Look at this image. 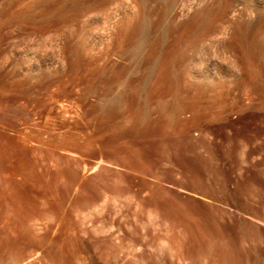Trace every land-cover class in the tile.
<instances>
[{"label": "rangeland", "instance_id": "obj_1", "mask_svg": "<svg viewBox=\"0 0 264 264\" xmlns=\"http://www.w3.org/2000/svg\"><path fill=\"white\" fill-rule=\"evenodd\" d=\"M59 1L37 5L36 15L44 18L49 11L62 10L66 3L64 10L81 2ZM124 2L117 0L120 6L129 2L136 18L152 14L156 8L167 9L160 24H156L158 15H151L153 23L164 29L172 24L168 8L178 7L182 0ZM140 4L146 13L142 14ZM202 7L203 3L194 4L182 19ZM92 23L87 35L74 37L72 42L87 41L92 37L89 32L98 31L103 24L101 20L96 28L97 22ZM217 24L223 29L193 37L194 45L183 47L178 64L168 70L178 77L167 81V87L163 83L164 110H155L158 100H149L151 111L155 110L152 118L158 112V117L166 119L175 115L174 124L179 126L176 135L167 140L170 145L165 143L169 147L159 159L155 175L141 178L132 172L134 186L125 180L130 170L112 162L98 164L95 156L81 157L54 145L77 126L85 133L95 132L91 104L107 102L102 93L109 82H98V92L89 87L90 82L103 72L107 77L117 73L106 65L105 55L76 53L66 48L64 37L54 34L30 35L21 30L5 37L0 60H9L0 64V148L9 151L10 157L0 156V264H192V259L183 256L182 227H174L163 215L165 209L153 205L163 199H155L154 188H150L157 182L168 192L165 200L176 198L174 201L190 207L211 210L215 221L218 218L225 228L217 223L219 227L225 231L229 227L226 232L230 234H226L233 240V249L240 250V260L264 264V31L233 32L225 27L227 23H221L222 27ZM178 36L179 32H173L165 37L157 59ZM121 55L113 56L122 61ZM38 67V72L32 71ZM141 69L134 65L126 74L146 75V89L141 94L146 97L147 89L156 84L153 80L158 69L154 65ZM198 85L208 88L203 98L208 106L200 109L190 102L187 88ZM65 123L69 127H64ZM21 156L31 161L22 157L28 166L20 161ZM68 169H76V177L71 179ZM156 173L162 180L156 179ZM140 179L152 185L149 190H140ZM103 183L111 189H104ZM121 186H126L125 194L119 192ZM136 194L143 196L144 202L149 195L155 200L150 196L145 204Z\"/></svg>", "mask_w": 264, "mask_h": 264}, {"label": "bare ground", "instance_id": "obj_2", "mask_svg": "<svg viewBox=\"0 0 264 264\" xmlns=\"http://www.w3.org/2000/svg\"><path fill=\"white\" fill-rule=\"evenodd\" d=\"M56 1L58 0H5L6 4L4 5L5 2L2 0L4 7L1 2L0 4L3 8H0V44H2V41L6 36H11L13 33L25 30L30 35H36L39 32L38 35L41 34L42 36L54 34L64 37L66 39V48L81 55L85 52H102L105 55L104 62L107 66L115 68L117 73L113 77H107L103 72L102 74L95 76L93 78L94 80L90 82L89 87L91 89L95 88L97 92L99 90L98 82H109V86L105 88V91L102 93L103 97L107 99V102L102 103V101H98L97 103L91 104L95 132L92 134L85 133L82 127L77 126L76 131L70 132L65 140L61 143L56 142L54 145L57 148L72 150L75 154L81 157L92 155L94 158L95 156L99 159L98 164H108L109 162H112V164L116 163L120 165V168L124 167L127 171L130 170L131 172H127L129 173V176H126L125 180L127 183L133 184L132 186L135 184L134 181H132L134 180V177H131L132 172H136L134 174H140V177L146 175L148 177V175H152L154 172H157V168L155 170V167L160 161L159 159L161 156L163 157V154L165 152L167 153L166 149L170 145L169 141H167L169 140L168 138H172V136L176 135V128L178 129L179 125L175 126L174 124L176 123L175 115V119L174 117L166 119L167 117H158L160 114V112H158L159 114H157V117L155 114L154 116L156 118H152L151 113L153 116L155 110H164L163 101L165 100L161 98H164L165 95L163 94L166 93V91L163 83L165 82L166 85L167 81H174L178 77V75H171L168 70L172 67L175 68L178 64L182 55L180 52L181 50H184L183 47L193 46L194 42L192 41V38L195 36L203 37L218 32L220 31L219 29L222 30L223 28H218L217 23H219V26L221 23H227L225 27H231V29L233 28L235 30L233 32H237V30L240 29H245L247 31L255 30L257 32L264 31V0H182L178 7L174 8L170 6L168 8V10L172 12V24L168 28L164 29H160L156 24H160L165 18L167 9L156 8L150 11L152 14L136 18L134 14L132 15L131 13L129 2L120 6L118 4H121V1L117 4V0H81L79 4L76 3V1L72 4L73 6L71 5V7H68L66 10H64V8L67 7V3L66 0H63L62 2L65 1L66 5L64 4L65 7L63 6L62 10H57L56 12L49 11V14H47L46 17L43 16L44 18H41L42 16L39 18L36 15L37 13H35V9L37 5L42 4L44 7L45 3L49 2L52 4L54 2L57 3ZM122 1L124 2V0ZM59 2H61V0ZM201 3H203V7L200 10L195 12L189 18L182 19L183 15L189 11L194 4ZM54 6H57V4H54ZM139 6L141 12H143L142 14L146 13L144 5L140 4ZM58 7L60 8L61 6L59 5ZM45 14L43 13V15ZM155 14L158 15L156 24L153 23V17L151 16ZM101 20L103 22V24L100 25L102 26L100 28L101 31L98 27V31L94 30L95 32H89L92 37L87 41L72 42L74 37H80L86 34L85 32L89 30L88 28H91L90 30L93 29L90 27V23L93 24L92 22H97V24L95 23V26H99L98 22ZM151 23L153 24L151 25ZM173 32H179L178 38L176 37L177 39L167 46V50H164L165 52L162 57L158 58V60L157 55L164 48L165 37L169 33ZM118 52L120 55L122 54V61L120 59L119 61L116 59L117 56L120 57L119 54H116V58L113 56ZM113 57L116 60H114ZM8 60L9 59H7V61ZM7 61L4 57L3 60H0V64H4ZM134 65H137L140 69L148 65H154L155 68L158 69L156 71L157 74H155L156 72L154 73L155 79L153 80L154 83L156 81V84L153 85L152 88L149 87V91L147 89L146 97L141 96L142 91L146 89L144 85L146 75L142 73L134 75L126 74V72H128ZM38 69L40 70L39 67L33 68L32 71H36ZM22 72L23 71L20 73ZM174 85H170V87H175L176 85ZM162 95L163 97H161ZM152 99L158 100L156 105L158 106L159 103L160 109L159 107L156 109L157 106L155 105V110L153 108V111H151L152 107L149 106V104H151L149 102L153 101ZM168 102L169 101H167V103ZM168 107L169 106L167 105V108ZM174 110L175 109H173V111ZM104 118H106L105 121L103 120ZM64 127H69V125L65 123ZM165 143L169 145H166V147ZM22 151L23 149L21 148V152ZM1 153L8 156L9 151H5L0 148V156ZM26 153H28V151ZM22 157L23 156L19 157L20 161H22ZM23 159L25 160L26 156L23 157ZM27 163L28 162L25 163L24 161V164L27 165ZM80 163L82 164V162ZM24 164L22 163V165ZM86 165L87 164L85 163V168ZM33 166H31L32 169ZM18 169L20 170V168ZM23 169L25 168L22 167L21 170ZM34 170L33 172L36 173V170ZM75 170L76 169H68L67 171V175L71 179L74 178L76 174V172L74 173ZM15 172L18 173V170ZM35 173H31V175L34 176ZM156 176V179H159L161 175H157L156 173ZM143 179H145V177H143ZM140 180V184H138L140 190H145V187L148 188L151 185L147 183L148 181L146 182L145 180ZM157 183L159 184V182ZM158 184H156L157 186L154 185L156 188L152 185V187H150L154 188V194L156 195L162 188V184L160 185L161 188L158 187ZM103 186L104 189L106 187L111 189V186H107L105 183H103ZM129 186H127L129 187L127 188L128 190L132 188L131 185ZM122 187L123 186L118 189L122 190ZM125 187L126 186H124V189ZM110 189L108 191H110ZM121 190L119 191L120 193H126L125 190ZM163 190L166 191L165 188ZM111 191H114V189ZM151 191L152 190H150V192ZM161 191L160 195L158 194L157 196L158 198L155 195V199H160L162 196L163 199L164 197H167L166 193L168 192L165 193L162 191V194L164 193V195H161ZM67 193H69V191ZM130 193L134 194V192ZM154 194L152 195L154 196ZM152 195H149L148 197L150 198L151 196V199L153 200L154 197L152 198ZM134 196L135 194L133 197ZM137 196L140 197V195ZM142 197L139 199L141 200L140 202L143 201V203L149 199L147 198L146 200L144 197V202V199H141ZM151 199L148 201L150 204L153 202ZM163 199L162 201L159 200L160 203L157 202L158 200L156 201V204L158 203V205L161 206L156 205L155 202L153 205L160 209L161 207L165 209L162 210L163 215L168 218L167 221H171L174 227H182L181 230L183 229V233L181 235L184 234L183 240L186 245V250L184 254L183 252L180 254H183V256H185L188 260L189 258L192 259V264H248L239 259L240 256H238V253L240 250L236 252L237 250L233 249L231 245L233 240L229 241L230 238L228 237L230 236L227 237L226 234L229 233V231L226 232L229 227L226 226L228 227L226 228V231L222 229L225 228L223 227L224 225H221L223 223H221L220 220L218 221V218L217 221H215L211 210L190 207L186 203L174 201L176 198L172 200L170 198L167 200L166 198L164 201ZM217 223H219L222 228L219 227ZM1 242L2 239L0 243ZM119 246H117V248ZM122 246H120V249H122ZM0 247L2 248V246ZM241 252V259H244V254Z\"/></svg>", "mask_w": 264, "mask_h": 264}, {"label": "crops", "instance_id": "obj_3", "mask_svg": "<svg viewBox=\"0 0 264 264\" xmlns=\"http://www.w3.org/2000/svg\"><path fill=\"white\" fill-rule=\"evenodd\" d=\"M190 92V102H192L193 106L196 109H200L201 107H207L208 103L203 101L205 93L208 92V88L204 86H187ZM182 90V88H181Z\"/></svg>", "mask_w": 264, "mask_h": 264}]
</instances>
